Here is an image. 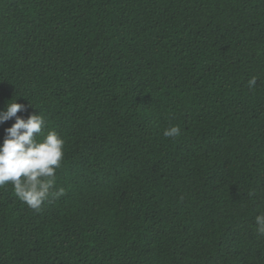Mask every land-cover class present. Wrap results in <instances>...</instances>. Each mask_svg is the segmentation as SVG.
Returning a JSON list of instances; mask_svg holds the SVG:
<instances>
[{
  "label": "trees",
  "instance_id": "trees-1",
  "mask_svg": "<svg viewBox=\"0 0 264 264\" xmlns=\"http://www.w3.org/2000/svg\"><path fill=\"white\" fill-rule=\"evenodd\" d=\"M12 98L65 194L0 188V264H264V0H0Z\"/></svg>",
  "mask_w": 264,
  "mask_h": 264
},
{
  "label": "clouds",
  "instance_id": "clouds-1",
  "mask_svg": "<svg viewBox=\"0 0 264 264\" xmlns=\"http://www.w3.org/2000/svg\"><path fill=\"white\" fill-rule=\"evenodd\" d=\"M257 78L248 81L255 87ZM26 106L16 98L8 101L0 111V123L15 118L5 129L0 143V188L11 183L16 197L30 209L40 212L44 202L58 199L65 194L63 187H56V172L64 159L65 140L55 129H46L45 117L40 112L27 118L17 115ZM181 135L179 125H171L163 131L165 138L175 139ZM42 136V139L37 137ZM255 231L264 235V212L255 217Z\"/></svg>",
  "mask_w": 264,
  "mask_h": 264
}]
</instances>
